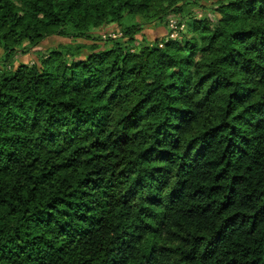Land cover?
Listing matches in <instances>:
<instances>
[{
  "label": "trees",
  "instance_id": "trees-1",
  "mask_svg": "<svg viewBox=\"0 0 264 264\" xmlns=\"http://www.w3.org/2000/svg\"><path fill=\"white\" fill-rule=\"evenodd\" d=\"M202 2L0 0V264H264V0Z\"/></svg>",
  "mask_w": 264,
  "mask_h": 264
},
{
  "label": "rangeland",
  "instance_id": "rangeland-1",
  "mask_svg": "<svg viewBox=\"0 0 264 264\" xmlns=\"http://www.w3.org/2000/svg\"><path fill=\"white\" fill-rule=\"evenodd\" d=\"M221 0H203L202 4L204 8L208 6H212L215 3ZM204 8H193V11L197 14L198 17L210 16L213 18V15L210 11L205 10ZM180 20H176L175 18H170L169 23L166 24H158V25H151L147 26L143 32L136 36L137 41L134 42L135 49H137L141 42H153L155 40H162L168 38H181L182 34L188 35L191 37L192 33V26L188 24L185 20H182V23H179ZM101 35L108 37L110 34L117 36H121V30L116 27V25L111 24L102 27L98 31ZM115 33V34H114ZM67 42V40L60 38V37H51L47 40L43 41L37 50L39 52L32 53L29 55L19 57L20 63H27L32 64L34 62H39V58L42 55H46V53L58 46L61 43ZM82 42V41H79Z\"/></svg>",
  "mask_w": 264,
  "mask_h": 264
}]
</instances>
